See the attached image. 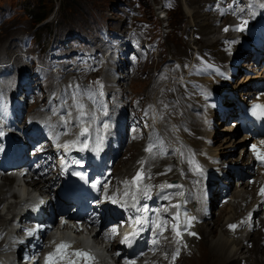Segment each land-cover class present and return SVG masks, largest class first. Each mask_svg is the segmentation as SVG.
<instances>
[{
	"label": "bare ground",
	"instance_id": "bare-ground-1",
	"mask_svg": "<svg viewBox=\"0 0 264 264\" xmlns=\"http://www.w3.org/2000/svg\"><path fill=\"white\" fill-rule=\"evenodd\" d=\"M184 1L187 5L185 6L186 15L191 20L196 18L201 20L203 19L202 28L205 33L207 32V34H210L211 32H216V30L213 29V26L215 25L212 26L210 24L213 21L207 23L205 14L200 15L198 10L196 9V6L191 8V0ZM206 1H204L203 3H205L208 11H214L213 15H219L222 17L227 16L224 15V12L220 9V5L226 0ZM262 1L264 2V0ZM188 4L190 5V7L188 6ZM192 21L193 23L195 22V20ZM113 23L114 20L112 19L108 21V24ZM191 29L192 27L190 26L189 30H186L187 34L188 32H190L191 35L194 36L195 33L192 32ZM83 38L85 40L89 39L86 37ZM94 39L95 38H92V40ZM72 41L73 39L70 42V47L73 45ZM216 52L220 54L218 60L229 61L228 58V60H226L227 56L225 53L220 51ZM247 54L248 53L245 52V55ZM20 56L16 58L12 56L10 62L15 59V64L19 58V60L21 61L23 55ZM2 63L4 62L2 61V59H0V64ZM243 66L249 73H255L253 78L260 79L261 82H264V67L262 65L244 64ZM258 67L263 68L260 70L258 69ZM155 78L156 77L154 75L146 90L148 100H154L158 102L161 101V99L165 95H167L170 103H173L174 100L177 99V108H174L170 111L156 110L155 114L157 117L163 118L164 121L162 122L167 124L165 132L168 135L169 140L171 142L175 141L181 146V150L179 151L178 155L181 164L180 167L181 169H183V172L186 174L187 178L191 181H196L199 184H202L204 183V181L206 182L207 177H210L212 173H214L218 176L219 179L226 183L228 179V172L231 171L230 165L241 166L242 171L246 173L247 177L249 176V178H246L245 180L241 179V181L235 183L234 189L230 195L231 200L227 204L222 206L223 209L219 213V218L215 220L216 224L211 225L209 223L210 221L214 220L213 217L206 218L205 222L202 225H199L195 228L194 233H196L197 236L194 238H188V244L192 245L193 247H197L200 254L203 253L206 255L205 256L201 254L202 258L199 259L193 258L191 264H241V262H244L245 264H264V248L262 245H260L259 242L261 239H263L264 241V233L256 228L249 229L247 227H243L246 221L245 216L252 211L254 216L256 217L259 213V211L256 210V206H259V208H261L263 205L260 202V197H258L257 191L260 184L264 182V173L261 170H255L254 168L253 171L251 170L254 163L252 158L255 157V153L252 154L251 157V152L248 151L249 136L244 135L242 138L235 141L234 147L233 145L227 144V136L230 135L231 132H236V130L239 128L238 126H236L234 128L236 130H234L230 125L228 127L220 129L219 131V133L224 132L226 137L221 140L218 138V129H213L218 126H215V121L217 116L222 112L221 109L222 102H224V94L221 93L220 90L209 85L206 81L198 82L199 85L203 87L202 93L190 94L186 96L184 94H181V90L184 87V84L187 82L185 76H182L179 81H174L175 79H178L177 77L171 78L172 83L170 82V87H168L167 82L160 84ZM136 79L137 78L133 79L131 82H128L127 86H124L123 84L118 90H121V93L123 95H128L129 92H131L132 94L128 97L130 98L131 96L139 92V87L141 84L137 85V83L135 82ZM236 83V86H234V88H231L232 92H236L235 89H237V87H240V85H238L239 82ZM219 84H222L223 89L225 90H230V86H233L231 83L227 84V82L225 81L219 82ZM250 94L251 92L247 93V95ZM254 94L255 96H252L248 99L242 97V101L247 104L239 102V100L237 99L235 101H232L228 108L236 107L237 110L244 111V107H246L248 115H251L249 110L254 104H264V96H256L257 93ZM181 97L188 98L190 102H188L187 105H183V100ZM222 114L224 118H227L228 121H235V123L238 122L237 111H230V113ZM178 116L179 118H177ZM205 119L208 120V124L204 123ZM195 122H197V124H195ZM171 123L176 126L177 133L175 135V139L173 138L172 131L169 128V125H171ZM189 123H191L192 131L195 132L194 136H190L182 128L183 125L189 126ZM237 147H241V152L238 157L232 158L231 156L233 155L234 148ZM135 148L136 146H133L130 151ZM138 148L136 149V151L138 150ZM135 156L129 162H127L126 165H123L128 166V170L126 168V171H122L120 169L122 164H125V161L121 160L118 163L113 176L115 175L123 178L132 175L133 172L138 168L137 163L141 161V157H143V154L142 152H139ZM196 165H199V170H197ZM225 170H227V173H224ZM12 178L13 177L4 178L2 180V185L0 186V208L2 207L0 212V227L4 228V231L1 232L2 234L8 232L9 228L13 226V222L25 213L31 202H33L34 204L40 203L39 196L48 199L52 195L56 194V191L52 189V186L48 183H41L36 187V190L34 192L30 191L29 188L20 185L12 187L15 181ZM249 179L251 180V182H249ZM213 185L216 187V190L214 191L213 196L210 198L211 206H214L218 200V180L214 179ZM8 186L12 188L9 189ZM211 188L212 185L206 186L207 191L211 190ZM227 196L228 195H226V197ZM234 223H237L242 228L240 230L230 229V225ZM214 233H216V235H214ZM14 239L15 236L13 234L6 235V239L4 240L6 241L5 246L0 247H10L13 244ZM247 242L249 244L251 242L255 243L253 247L255 249L254 251L261 252L260 256L252 257L253 252L249 250V248H247L245 245ZM87 245L90 246V244ZM95 250L98 256L103 259V264H120L119 259H113L109 257L110 254L112 255L117 251L115 245H113L111 253H106V250L101 246L95 247Z\"/></svg>",
	"mask_w": 264,
	"mask_h": 264
},
{
	"label": "rangeland",
	"instance_id": "rangeland-1",
	"mask_svg": "<svg viewBox=\"0 0 264 264\" xmlns=\"http://www.w3.org/2000/svg\"><path fill=\"white\" fill-rule=\"evenodd\" d=\"M173 1L175 2V9L167 14L166 20L161 21L160 17H162V15L155 12L156 7L159 5L158 0H0V59H2V61L6 64H12L9 62L12 56L14 58L17 57V42L22 41L26 37H35V43L38 44L40 49H44L45 51L48 50L50 45L54 42L57 44L62 42L64 43L63 45L69 48L70 43H67L69 39L75 37H86L89 39L95 38V40H97L98 30L107 26H109L112 31L116 30L115 27L125 20L124 17L128 18L129 16H134L135 18L144 17L146 21H149L151 27L155 26V24L159 26L157 28L158 33L156 36L160 37L163 43L162 49L164 54V62L170 61V59H174L175 61H183L184 59L189 60L194 57L195 53H201L203 50L210 51L216 60H218L220 54L216 51L223 52L221 40L224 34L221 32L224 30V28L218 27L215 24L216 22L214 18L212 19V17L206 12L208 10L205 6V3H203L204 1L191 0L190 5L191 8L196 6V9L200 15H206L205 17L207 23L213 21L210 24L212 26L215 25L213 26V29L216 30V32H211L210 34H207V32L205 33L202 28L203 19H192L195 20L193 23V21L186 15L185 6L187 5L185 4L184 0ZM125 4L132 8V12L136 13L133 14L126 12L124 7ZM190 5L188 4L189 7ZM6 13H9L10 15L9 17L5 18L3 16ZM42 15H47V19L42 24L38 25L36 19ZM110 19L114 20L113 24H108ZM127 20L128 19H126V22ZM190 26L192 27V32L195 33L194 36H192L190 32L187 34L186 30H189ZM74 42L75 40L72 41V43ZM240 56H245V52L242 51ZM227 58L228 57H226V60H228ZM222 63L230 65V61L228 63L227 61H222ZM243 65L244 64H242L239 68V74H243L244 76L237 80L240 87L235 89L238 96L240 91L250 89L255 83L261 82L260 79L253 78L254 75L247 76V73L249 72H245L246 69ZM158 67L159 65L156 66L155 63H147L142 68V73L139 74L135 80L137 85L141 84L139 87V92L136 93V96L147 97L146 90L148 88V84L152 81V77L154 75L156 77L154 71ZM262 68L263 67H258L260 70ZM236 84L237 83H233V86H230V91L232 87L234 88V86H236ZM127 85L128 83H125V86ZM129 95H131V92H129ZM239 97V102L244 103L241 98L242 94ZM216 123H219V118L216 119ZM232 123H235V121H229V126L231 125V127L234 129L235 125L233 127ZM195 124H197V122H195ZM218 125L220 126L221 124L219 123ZM225 127L228 126H223L220 128L216 126L213 129H218V138L220 140L226 137L224 132L219 133L220 129ZM243 136L238 128L236 132H231L230 135L227 136V144L233 145L234 147V142ZM135 146L136 148L133 149L134 151H129L132 158L141 152V146L139 145V148L138 145ZM137 148L138 150L136 152ZM240 152L241 147L234 148V152L231 157H238ZM130 159H122L125 161V164H122L120 167L122 171L124 167L125 171L126 168L128 170V166L123 165H126ZM117 166L118 164L115 166V168H117ZM230 167L232 168L235 166L230 165ZM251 170L253 171L254 169L251 168ZM115 171L116 169L114 172ZM224 173H227V170H225ZM210 178L213 179V182L214 179H219L214 173H212ZM231 178H233V174L230 171L228 172V179L226 183H229ZM247 178H249V176ZM213 182H208L207 186L212 185ZM222 199L223 198L220 197L218 193L217 202H220ZM1 209L2 207L0 208V212ZM222 209V207H214L212 211V217L214 220L209 222L211 225L216 224L215 220L219 218V213ZM214 235H216V233H214ZM259 242L264 248L263 239H261ZM245 245L253 252L252 257L260 256L261 252L254 251V242H251L250 244L247 242ZM191 250L192 254L187 255V257L184 256L179 264H191L193 258H202L201 254L203 253L200 254L197 247L191 246ZM241 264L245 263L241 262Z\"/></svg>",
	"mask_w": 264,
	"mask_h": 264
},
{
	"label": "snow or ice",
	"instance_id": "snow-or-ice-1",
	"mask_svg": "<svg viewBox=\"0 0 264 264\" xmlns=\"http://www.w3.org/2000/svg\"><path fill=\"white\" fill-rule=\"evenodd\" d=\"M243 24H247V21H243ZM228 29L225 28V31H227ZM236 30L238 31H242L243 28L242 27H238ZM76 108L79 112V115L77 116V120H79L81 123H83V117L86 115V113L84 112V105L77 102L76 104ZM252 114L254 116H259V117H264V104H254L252 106ZM67 115L69 117H71L72 113L68 112ZM92 119L94 120L95 117L93 116ZM69 120H66L65 123H69ZM105 127H107V125H105ZM88 128L84 127L81 132H80V136L83 137H87L88 135ZM102 141V138H101ZM77 143H80L81 146V150H84L86 148L89 147L87 139H85L83 142H80L79 140L71 142L69 144H65L64 147L66 149L75 147L77 145ZM262 146H264V141L260 142ZM252 148L254 151H257L256 149V145H252ZM93 151L99 152L100 151V144L97 143L96 147H94L92 149ZM145 151L149 152L150 154L153 151V144H149ZM258 159H264V157H261L260 155L257 156ZM139 163H141V165H143L144 161H140ZM197 170H199V165H196ZM171 169H169L170 171ZM74 175H78L81 176L82 179H86V177H84L81 173H73ZM148 178L150 179L151 176L150 174L148 175ZM144 179V176L142 175V169L140 171H137L136 175L132 178L131 181L125 180L123 183L125 184L126 188L132 187L135 190L131 192V199L133 201H138V196L137 193L142 194L144 197L146 198H150V194H151V186L149 185H144L143 187H141V182ZM100 181H96L92 184L93 188H96L98 184H100ZM164 187H181L180 185H160V188L163 189ZM105 189H106V185H105ZM261 195H264V188L261 189ZM123 195L125 197L129 196V192L126 190ZM165 199H167L168 197H164ZM108 199H112L113 203H116L117 201L112 198V197H108ZM41 203H43V201H41ZM132 207L136 209L137 212L140 213H147L149 211V208L147 205H143L142 207H137L136 203L132 204ZM172 207L174 208H178L179 205H172ZM178 219V216L176 217ZM194 219V218H192ZM133 225H137V226H141L138 230L134 229L133 232L130 234L131 239L129 237H125V239L122 241V243H127L129 245H131L132 243V239H134L136 236L139 235V231L143 230V226L149 223L154 224V226L156 227V229H158L160 231V234H163L164 229L166 228V223L162 222L159 220V218H157L156 220L153 221H149V219L147 218V216H137L135 219H133L132 221ZM231 228L235 229L236 225H230ZM173 230L176 232V236L179 237L181 235L180 231H179V225H174L173 226ZM112 232L115 233L116 232V228L112 229ZM191 235H195V233H190ZM29 235H31V233H29ZM158 241L157 240H153V244H157ZM71 248V244L62 241L60 244L56 245V249L55 251L49 253L48 257L45 260V264H60V261H66V264H79V261L81 259H83L85 261V264H88L89 261L94 260V257L90 255L89 252H86L84 250H75L73 252H68L67 250ZM179 253L177 252V255ZM117 255H119V253H117ZM173 259H175V257H173ZM125 264H134V261H126Z\"/></svg>",
	"mask_w": 264,
	"mask_h": 264
},
{
	"label": "trees",
	"instance_id": "trees-1",
	"mask_svg": "<svg viewBox=\"0 0 264 264\" xmlns=\"http://www.w3.org/2000/svg\"><path fill=\"white\" fill-rule=\"evenodd\" d=\"M47 19V15H42L40 17H38L37 20V24L40 25L42 24L45 20Z\"/></svg>",
	"mask_w": 264,
	"mask_h": 264
}]
</instances>
